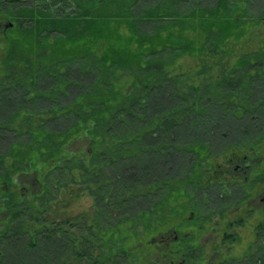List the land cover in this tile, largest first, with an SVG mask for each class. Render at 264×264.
<instances>
[{
	"label": "trees",
	"instance_id": "obj_1",
	"mask_svg": "<svg viewBox=\"0 0 264 264\" xmlns=\"http://www.w3.org/2000/svg\"><path fill=\"white\" fill-rule=\"evenodd\" d=\"M255 6L0 0V181L33 173L37 183L21 203L11 193L0 204V244L16 248L21 264L24 252L43 258L57 247L59 261L51 253L48 264L132 263L140 253L143 264L150 235L210 226V217L186 219L182 200L202 166L225 154L212 149L213 132L234 126L232 146L264 149V37L247 46L264 22ZM82 140L85 149L73 150ZM71 188L94 199L92 225L46 217ZM193 243L175 242L167 255L205 264ZM216 264H264V219L242 259Z\"/></svg>",
	"mask_w": 264,
	"mask_h": 264
},
{
	"label": "rangeland",
	"instance_id": "obj_2",
	"mask_svg": "<svg viewBox=\"0 0 264 264\" xmlns=\"http://www.w3.org/2000/svg\"><path fill=\"white\" fill-rule=\"evenodd\" d=\"M255 7H259L258 9H264V0H255ZM257 9V10H258ZM258 12V11H256ZM264 37V22L261 23V25H259L258 27L255 28V36L251 38V41L249 42V44L247 46H249L250 48L255 46V43L259 40L262 39ZM246 46V48H247ZM1 47L2 45L0 44V51H1ZM249 49V48H248ZM44 115L40 116L41 118H43ZM3 117H0V124L3 123ZM15 121V120H14ZM20 121V119H19ZM255 122V121H254ZM255 126V125H254ZM253 129H255L253 127ZM215 141H217V143H213L212 144V149L214 150V152L216 150H219L221 148H226L225 151L223 152L226 153L224 156H226L225 161H227V159H233L234 164H241L240 161H238L239 159V154H237L235 151L238 150L237 146H232V144L235 141H238V138L240 137V134H237V131L235 129V127L231 126L230 129L226 128V127H221L219 129H217L215 132ZM233 133V134H231ZM2 138H4V136H1ZM5 139V138H4ZM8 139V138H7ZM220 139L222 141H220ZM3 143H0V145ZM222 144V145H221ZM221 145V146H219ZM86 147V143L84 140L79 141V142H74L72 149L73 150H80V149H85ZM235 147V149H232ZM244 148V147H243ZM242 150V149H240ZM2 151V148L0 147V153ZM240 152V151H239ZM259 154V152H258ZM260 154L261 158L264 159V149L260 150ZM228 157V158H227ZM222 160V157L220 156H216V158L214 157L213 163L214 166H217L214 169L218 170V165L222 164V162H225ZM228 164H230L228 162ZM226 165V163H225ZM34 177L35 174L30 173L24 176L23 179H21L20 184L21 185H25L22 187H27L30 186L32 183L31 188L28 187V191L30 192H36V188H37V184H34ZM243 177V176H242ZM243 184L239 185V183H231L226 184L227 188H225V184L221 183L220 186L222 188H225L224 192L225 194H220L217 195V193H213L212 195V201L206 203L204 199H202V193H197V197H193L191 192V187L186 189V193H188L189 196L187 198V202H189V205L192 204L191 209H194V215L195 217L197 215L200 216V218H206V217H210L211 222L216 224L215 226L211 225L208 226V223L205 225V227L209 228V230L213 229L214 231L207 233V235H204L203 237H201L199 244L202 246L203 250V255L201 257V260L205 263V264H216L219 263V261H222L226 258H239L242 259V254L243 252L247 249V246L249 244L252 243L253 241V233H254V225L260 220V219H264V202H260L257 199H251L248 201V199L246 201H244L241 204H236L235 202H233L230 198H238L239 196H246L247 194H249L247 192L248 188L246 187V183L245 181H241ZM217 185H219V183H215ZM207 181H204V183L202 184L203 187L207 186ZM215 185V186H217ZM215 186H211L208 187L209 189H213L215 190ZM263 188H264V182H263ZM73 191H69L67 192V194H69L68 196L70 197L68 200L65 199L63 201V203L61 204H57L55 205L52 209L51 212L46 214V217L52 221L55 222H60V221H72L71 226H78L79 222H75L77 220V218L79 219H84L85 217L87 219H84L87 226L92 225L91 218H93L96 215V209L94 208V199L93 198H89L87 195L85 194H81V192H78V190L76 188H71ZM27 190V189H26ZM24 191V190H23ZM200 191V190H199ZM244 192V194L242 193ZM71 195H75L74 197H71ZM247 193V194H246ZM248 197V195H247ZM65 198V197H64ZM204 198V197H203ZM261 198V197H260ZM193 200V202H192ZM184 201V200H182ZM236 201V200H235ZM186 202V201H185ZM98 205V204H97ZM97 207L100 211L99 214V218L102 216V206L101 204H99ZM255 210H259L258 212H254V214H252L251 216H249L251 214V212L253 213V211ZM242 211L241 214H243V222L244 225L239 228L237 226H233V227H228L226 226V224H228L230 221L233 222L234 220H237L240 218V212ZM191 211V210H190ZM217 211H222V216H212L214 214V212ZM185 218H191L188 216L187 212L184 215ZM194 217V218H195ZM105 218V217H104ZM100 224H102V222H100ZM195 227H190L187 229V233L188 234H193ZM163 230V229H161ZM74 231V230H73ZM2 232V226L0 225V233ZM224 233V234H223ZM109 234H112L111 232H106L103 235H106L105 237L108 239ZM172 234V230L169 231L168 236L171 237ZM223 235H228V236H232V237H237V241L236 242H231L228 243L227 241L225 243H222V238ZM149 239H146L145 242H149L151 240L152 242V246L153 244H156V246H154V249L151 248H145V250L141 251V252H145L147 253V257L151 258L149 261L144 262L143 264H169L170 260L168 258V256L166 254H163L162 252L159 251V244H160V235L159 233H154V235H150L148 237ZM228 238V237H226ZM7 247V248H6ZM2 244H0V253H3V255L1 256L0 254V264H21V259H20V252L12 247V246H6ZM137 250L142 248V244L137 245L136 246ZM135 248V249H136ZM7 249L8 253L5 252V250ZM58 247L56 248V250L54 251L53 249H51L50 254L48 252L43 253V258L42 257H38L39 253H35V254H28L26 252L22 253L23 255V263L22 264H36L38 263V261H40L41 259H44L46 262V264H48V262H53L52 258H48L51 256L56 257L54 258L55 260L57 259V257H60L59 254L56 253ZM156 249V250H155ZM5 254V257H3ZM141 256H143V253L138 257V259L136 261H132V263L130 261L127 262H117L115 264H142ZM41 258V259H40ZM181 259H178V257L176 256L175 258H172V261L174 262V264H179V261ZM59 260H56L54 262H58ZM139 261V262H138ZM53 262V263H54ZM42 263V264H45ZM52 263V264H53Z\"/></svg>",
	"mask_w": 264,
	"mask_h": 264
},
{
	"label": "flooded vegetation",
	"instance_id": "obj_3",
	"mask_svg": "<svg viewBox=\"0 0 264 264\" xmlns=\"http://www.w3.org/2000/svg\"><path fill=\"white\" fill-rule=\"evenodd\" d=\"M0 29H4V30L6 29L4 23H0ZM15 122H17V120H15ZM210 144L207 143V146L209 147ZM3 145H5V144H1L2 149H4ZM232 149H235V147L231 148V150ZM241 149L242 150H238V151L234 150V152L239 154L238 161H240L241 164L235 165L234 162H236V161H234L233 159H227V161H225V159H226V156H224L226 154L225 153L222 156V160L225 162H222L221 165L220 164L218 165V170L214 169L217 167V166H214V164L213 165L208 164L206 166H202V170L199 171V173L197 175H195V176H198V178H199L198 182L196 181L195 185L193 184L192 186L189 185L187 187V188L191 187V192H193L192 195L194 198L197 197V193L201 192L202 193V199H204L205 202L208 203V202L212 201V196H213L212 194L215 192L217 193V195H220V194L226 195L224 190H225V188L229 187L226 184L230 185L231 183H237V184L239 183V185H241V184H243L241 181L244 180L246 183L245 185L248 188L247 192L249 194L246 193L248 195V197H247V195L246 196L241 195L238 198H230V199L233 202H235L236 204L238 202H239L238 204H241L244 201H246L247 199L249 201L251 199H257V198L260 202H264V188H263L264 159L259 157V156H261L260 149L251 148V147H244ZM258 152H259V154H258ZM228 162L230 164H228ZM225 163H226V165H225ZM20 177L21 176L19 174H13L10 176V180L8 182L7 181H4V182L0 181V204L3 202H6L7 200L12 199L9 197V195L11 193H15V195H16L15 200L17 202L21 203L22 190L24 189V187H22V185L20 184V181H19ZM204 181H207V184H208L205 187L202 186ZM215 183H219V185H217ZM221 183L225 184V188H222L220 186ZM34 184H37L35 178H34ZM215 185H217V186H215ZM31 186H32V183H31ZM211 186H215V190H213L212 188L211 189L208 188ZM227 189H229V188H227ZM24 190H26V189H24ZM8 192H9V194H8ZM31 193H34V192H31ZM242 193L244 194V192H242ZM185 195L189 196L188 193H186V190H185ZM187 198L188 197L183 198V200H184L183 203L187 204L188 216L191 217L192 219H194V217H195L194 209H193L194 207L191 209L192 204L189 205V202H187ZM192 202H193V200H192ZM242 211L243 210H241V212H240V218L239 219L234 220L233 222L230 221L231 223L229 222L231 227H233L231 224H236L238 221L242 222L244 225V222H243L244 219L242 218L243 214H241ZM258 211L259 210L254 209L253 213L251 212V214L249 216L254 214V212L256 213ZM214 213L215 214H213L212 216H220L219 211H217V212L215 211ZM5 214H6L5 211H0V225L1 226H2L3 222L6 220ZM197 216L200 218L199 215H197ZM186 219H188V218H186ZM262 220L263 219H260L254 225V227H256L260 222H262ZM229 223L226 224L227 228L230 227ZM213 224L214 223H212L211 225H213ZM215 225L216 224H214L213 226H215ZM239 228H241V227H239ZM187 229L188 228L183 227L182 229L172 230L171 237L168 236V233L170 230L163 229L159 233V235H160V244L158 245L159 251L162 252L163 254L167 255V252L170 248V245L175 243V242H178V241H181V242L184 241L185 242L186 240H188V241H191L192 243L195 242L196 244H199L201 237H203L204 235H207L206 232L210 233L211 231L212 232L214 231L213 229L209 230V228H203V229L195 228L193 231V234H188ZM226 237H228V238H226ZM230 237H232V236L223 235V238L221 240L222 243H225L226 241L228 243H230V240H232V239H230ZM232 238H234V237H232ZM236 240L237 239L234 238L233 242H235ZM195 243H193L194 247H197V245ZM153 245L155 246L156 244H153ZM5 247H6V245H5ZM202 255H201V257H202ZM167 256H168L169 260L171 259L169 264H174V262L172 261V258H175L176 255L173 256L172 254H168ZM177 257H178V259H181L179 261V264H186L185 259H182L181 255H177Z\"/></svg>",
	"mask_w": 264,
	"mask_h": 264
}]
</instances>
